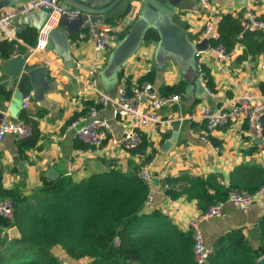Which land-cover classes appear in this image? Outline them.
<instances>
[{"label":"crops","instance_id":"1","mask_svg":"<svg viewBox=\"0 0 264 264\" xmlns=\"http://www.w3.org/2000/svg\"><path fill=\"white\" fill-rule=\"evenodd\" d=\"M192 2L195 10L186 9L171 16L156 13L154 27L158 33L157 39L138 41L132 52L115 69L109 67V58L119 39L113 40L104 51H98L92 41L78 37L70 39L68 35L67 56L52 50L27 54L31 45L26 44L18 34L24 30L37 31L47 10L38 9L15 17L12 35L0 32V39L6 37L17 41L18 38L17 43L26 48L24 54L18 53L24 55V65L32 67L44 64L50 88L44 92L41 101H29L23 107L22 96L26 81L32 91L29 81L25 80L17 87V79L2 72L1 63L4 59L0 58V121L3 117L10 120H24L28 117L36 121L38 131L36 144L29 148H20L19 140L12 133L3 135L0 140L3 186L15 188L23 196H33L36 189L60 177L77 181L91 173L106 171L112 167L126 172L139 163L141 158L138 155L131 154L130 149L115 141L129 128V124L122 118L113 117L111 104L102 106L100 111L102 116L109 119L110 129L99 147L78 140L74 129L67 128V125L71 123L69 119L73 114L81 112L87 102L93 100L87 83L89 69H94L98 88L109 95H113L117 87L125 84L126 80L135 83L150 70L155 72L150 88L153 94L163 95L166 92L162 88L164 85H173L181 80L186 86L182 72L185 67H181L170 54H159L160 44L175 39L170 25L172 21L179 25L185 38L196 42L205 37L202 32L203 24L209 13L215 15L216 19L224 12L238 16L250 4L264 18V0H209V8L204 13L198 0ZM127 4L130 5V10L123 17H117ZM141 8L142 0H122L105 13L104 21L98 23V26L108 28L113 33L125 30V37ZM53 30V34L57 36L65 31V27L56 25ZM141 31L140 29L139 33ZM208 41L210 46V39ZM243 51L244 45L237 42L228 60L217 58L209 49L198 51L197 55L195 52L194 60L209 69L214 91L207 88L209 93L198 98L194 97L193 90L187 96L183 95V91L178 101L159 110L162 122L148 132L147 136L156 150L150 170L158 181L151 185L152 204L146 209L162 211L182 231L188 230L187 218L200 209L196 199H188L184 193L170 198L162 186L165 178L181 177L173 183L177 189L187 184L184 175L203 179L211 177L225 187L264 186V148L260 140L262 135L249 127L244 119L237 118L213 129L208 134V141L199 137L205 131L204 122L199 116L204 105L217 109L230 104L244 89H249L258 96L264 94V68L260 66L262 53H249L240 59ZM192 73L190 72V78ZM202 84L207 87L204 77ZM195 99L198 101L193 103ZM173 119L180 121L176 130L170 125ZM167 141L172 143L164 151ZM263 215L264 189L245 211L225 200L218 217L203 221L204 241L214 245L219 235L239 228L251 244L257 245L260 237L258 222Z\"/></svg>","mask_w":264,"mask_h":264},{"label":"trees","instance_id":"2","mask_svg":"<svg viewBox=\"0 0 264 264\" xmlns=\"http://www.w3.org/2000/svg\"><path fill=\"white\" fill-rule=\"evenodd\" d=\"M129 10L130 5L127 4L117 17H123ZM215 27L218 37L210 40L211 45L222 43L231 51L240 42L244 45L240 59L249 53L257 55L264 52V31L258 29L241 33L239 16L224 12L215 20ZM78 34L79 30L69 34V37L75 39ZM116 35L117 39H121L125 30L118 31ZM18 36L29 45H34L36 41L35 30L21 31ZM156 39V31L148 28L143 40ZM15 49L18 53L26 52V48L15 39H0V58H9ZM200 70L207 88L214 91L209 69L200 64ZM154 77L155 72L150 70L141 75L136 83H152ZM125 84L129 86L131 83L126 80ZM24 87V94L30 92L27 81ZM162 88L166 89L163 95L181 94L185 82L181 80ZM197 101L195 99L193 103ZM90 103L91 100L81 112L73 114L69 122L84 113ZM24 120L32 123L33 133L20 139L18 144L20 148H29L36 144L38 131L35 120L28 117ZM130 152L141 158L131 170L122 172L112 167L77 181L60 177L36 189L33 196H23L15 188L4 187L0 166V199L10 198L14 203L12 222L0 216V264H63L54 253L56 247L71 259L86 258L87 264H196L190 232L180 230L162 211L146 209L149 187L136 172L156 152L152 141L143 134L141 143L130 148ZM183 177L187 184L181 189L173 186L181 177L163 180V183L171 184L165 189L170 198L184 193L188 199H196L200 211L212 203L226 200L229 187L211 177ZM258 186L237 188L254 191ZM32 197L34 201L30 200ZM11 227H16V234L9 232ZM258 230L260 237L257 245L251 244L239 228L219 235L214 253L206 264H256L257 259L264 255V215L258 222Z\"/></svg>","mask_w":264,"mask_h":264},{"label":"built area","instance_id":"3","mask_svg":"<svg viewBox=\"0 0 264 264\" xmlns=\"http://www.w3.org/2000/svg\"><path fill=\"white\" fill-rule=\"evenodd\" d=\"M198 2L202 12H207L210 5L209 0H198ZM38 9L47 10V15L37 29L36 41L34 45L28 47L27 54L46 51L49 33L57 25L60 14L68 13L74 15L79 12L78 8L69 6L60 0H28L0 10V32L12 35L13 19ZM238 16L241 23V33L258 29L264 31V18L254 11L250 4H247ZM215 20L216 16L211 13L204 20L202 32L207 39L211 40L218 37ZM78 38L90 40L96 50L104 51L113 40L117 39V35L108 28L99 27L97 22L88 18L79 28ZM16 39L18 41V38ZM209 50L222 60H228L231 56V51H228L222 43H217L216 45L210 44ZM16 54H18L17 49L14 50L13 55ZM260 66L264 68V52L262 53ZM87 74V83L93 97L92 103L87 106L84 113L71 121L67 125V128L74 129L75 137L78 140L93 147H99L103 144L110 129L109 119L100 114L102 106L111 104L113 107V117L122 118L128 122L129 128L115 141L123 147L130 149L141 143L143 134L147 136L148 132L153 131L162 122L159 110L163 106L172 105L180 99V94L177 93L165 95L151 93V83L149 82H142L141 84L135 82L129 86L121 84L113 95H109L98 88L94 69H89ZM205 89L206 93H209L207 87ZM31 93L32 91L23 94V107L28 105ZM199 116L205 126V131L199 136L203 141L209 140L208 134L213 129L226 125L237 118L244 119L249 127L259 135H262L264 94L258 96L251 90L244 89L236 95L235 100L230 104L223 105L217 109L204 105ZM6 133H12L18 140L28 138L33 133V125L29 121L10 120L7 117H3L0 121V140ZM261 138V144L264 148V136ZM155 157L156 152L136 172L137 176L149 187L145 199V205L147 206H151L153 198L151 185L154 175L150 170V165L155 160ZM162 186L164 189H167L170 187V184L164 182ZM263 189L264 186H260L254 191L229 187L226 200L230 201L240 210L245 211ZM222 206L223 202L221 201L212 203L205 210L199 211L187 218L186 226L191 235L192 251L196 264H206L214 253V245H209L204 241L202 223L206 219L218 217L222 212ZM0 216L6 218L9 222L14 220V203L12 199H0ZM115 243H118L117 239Z\"/></svg>","mask_w":264,"mask_h":264},{"label":"water","instance_id":"4","mask_svg":"<svg viewBox=\"0 0 264 264\" xmlns=\"http://www.w3.org/2000/svg\"><path fill=\"white\" fill-rule=\"evenodd\" d=\"M28 0H0V10L2 8L12 6ZM79 9V12L74 15L62 13L58 17L57 25L64 26L65 31L59 35H54L55 31L52 29L47 40L46 51L52 50L62 56L68 54L67 36L79 30L82 23L86 19H91L97 23L104 21V15L122 0H60ZM195 0H142V8L136 21L131 24L127 35L118 40L114 51L109 58V67L118 68L121 61L135 48L138 41L142 40L148 28L155 29V15L156 13H163L166 15H173V13L182 12L186 9L195 10ZM173 27L172 31L175 36L174 40L169 39L167 42L160 44L161 55L170 54L181 67L186 86L183 95L187 96L193 90L195 98L205 96L206 89L202 84L203 73L200 70V64L194 60V54L198 51H208L209 41L207 38H202L199 41L191 42L182 34L179 25L173 21L170 23ZM140 29L142 30L141 33ZM158 37V33H157ZM185 38V39H184ZM139 43V42H138ZM188 67V68H187ZM2 72L12 79H17V87H20L25 80L29 81L32 88V93L29 101H41L43 94L50 88L47 80V67L44 64H38L32 67L24 65V55L16 54L6 58L1 63ZM190 72L193 76L190 78ZM179 119H173L170 125L174 130L177 129ZM262 140V139H260ZM172 141H167L164 145V151L171 145ZM52 169L49 171L51 172ZM158 181L153 177V183ZM10 233L16 234V227H11ZM256 264H264V255L257 259Z\"/></svg>","mask_w":264,"mask_h":264},{"label":"rangeland","instance_id":"5","mask_svg":"<svg viewBox=\"0 0 264 264\" xmlns=\"http://www.w3.org/2000/svg\"><path fill=\"white\" fill-rule=\"evenodd\" d=\"M31 201H34V198H30ZM54 253L57 254L62 261L63 264H87V259L86 258H81V259H71L69 258L65 252L60 249V248H55Z\"/></svg>","mask_w":264,"mask_h":264}]
</instances>
